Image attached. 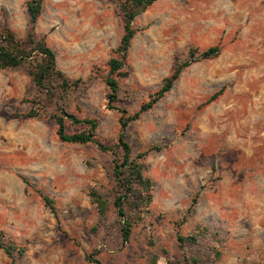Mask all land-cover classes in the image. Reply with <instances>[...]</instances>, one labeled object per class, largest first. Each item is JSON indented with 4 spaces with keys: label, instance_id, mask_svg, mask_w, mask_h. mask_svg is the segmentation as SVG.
<instances>
[{
    "label": "rangeland",
    "instance_id": "obj_1",
    "mask_svg": "<svg viewBox=\"0 0 264 264\" xmlns=\"http://www.w3.org/2000/svg\"><path fill=\"white\" fill-rule=\"evenodd\" d=\"M27 1L0 0V22L20 39L29 30ZM124 25L119 0H44L36 33L79 88L51 99L28 65L0 69V231L5 244L25 250L12 259L0 249V264H94L87 258L95 251L102 264H264V0H157L135 21L130 75L111 104L105 75ZM216 45L218 58L185 68L126 130L135 154L149 151L154 189L152 213L124 243L112 204L102 218L90 196L95 189L111 199L114 156L61 141L54 116L97 119L96 136L116 143L117 108L136 114L192 49ZM31 110L40 116H19ZM178 234L199 240L180 246Z\"/></svg>",
    "mask_w": 264,
    "mask_h": 264
},
{
    "label": "trees",
    "instance_id": "obj_2",
    "mask_svg": "<svg viewBox=\"0 0 264 264\" xmlns=\"http://www.w3.org/2000/svg\"><path fill=\"white\" fill-rule=\"evenodd\" d=\"M115 1V0H112ZM157 0H119L120 9L124 18V35L120 44L114 50V55L108 63V72L105 75V83L110 91L108 98L111 104L116 102L120 92L121 80L129 77L127 70V61L132 41L139 29L135 26L136 19L145 13ZM44 0H28L26 2L29 15V30L25 39H20L16 33L8 26L0 22V69L18 68L28 65L32 81L36 88L44 92L49 98L53 99L57 95H65L69 91L79 88L81 81L69 80L57 64V56L51 46H49L46 36H38L36 26L43 12ZM222 53L220 45L212 46L202 52L192 49L190 60L176 63L172 73L168 76L162 87L150 95L148 103H145L141 110L134 115H129L127 110L117 108L120 112V129L117 142L113 144L103 143L97 136L96 131L99 127L97 119H80L75 115L62 111L61 114L54 116L57 124V134L61 141L70 144H96L106 153L114 156L112 162V177L114 187L112 189L111 199L93 189L90 196L96 204L99 214L102 218L107 216L109 206L112 204L117 215V222L120 226L121 235L124 243L131 240L133 231L137 225L145 220L152 213L151 205L153 203L154 184L152 178L147 174L148 169L144 163L145 157L149 151L133 152L131 144L127 140L126 130L129 124L139 120L142 114L150 111L166 95L171 92L181 74L188 66L195 62L212 60L218 58ZM222 92L215 94L210 102L217 99ZM62 110V109H61ZM23 119L37 118L39 111L31 110L27 114L19 115ZM81 124L86 127L82 132L69 133L66 128L67 122ZM160 147H154L158 150ZM152 150V149H151ZM22 180L29 186L34 185L25 177ZM44 200L45 206L50 208L52 213L57 215V209L54 200L42 191H36ZM197 204V198L193 199L191 206L187 210L190 214ZM187 214L178 223L179 226L187 221ZM209 229L207 227H197V232L205 234ZM198 234L189 236L177 235L180 246L185 243L195 244L198 242ZM4 232L0 231V249L8 257L14 259L16 253L22 256L25 250L14 244H5L3 238ZM99 251H95L88 256V261L94 264H102L97 258ZM219 255V254H218Z\"/></svg>",
    "mask_w": 264,
    "mask_h": 264
}]
</instances>
